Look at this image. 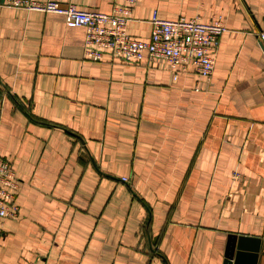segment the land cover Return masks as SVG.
<instances>
[{"label":"crops","instance_id":"obj_1","mask_svg":"<svg viewBox=\"0 0 264 264\" xmlns=\"http://www.w3.org/2000/svg\"><path fill=\"white\" fill-rule=\"evenodd\" d=\"M154 11L222 19L209 80L87 60L84 27L0 0V156L20 210L0 264H223L230 234L264 264V0H136L127 33L146 40Z\"/></svg>","mask_w":264,"mask_h":264},{"label":"built area","instance_id":"obj_2","mask_svg":"<svg viewBox=\"0 0 264 264\" xmlns=\"http://www.w3.org/2000/svg\"><path fill=\"white\" fill-rule=\"evenodd\" d=\"M110 1L112 10L109 13L84 10L73 3L55 0H5V4L30 11L60 14L66 24L84 27V57L87 60L99 61L104 53H108L123 62H139L147 55L149 58L165 59L171 68L193 65L198 74L210 79L215 64L214 52L226 31L220 17L208 23L197 18L169 20L160 18L158 12L154 11L149 20V37L138 40L127 33V23L131 20L136 0ZM258 36L264 42V31L259 32ZM17 187L18 178L10 161L0 156V227L4 220L16 219L20 214L14 201Z\"/></svg>","mask_w":264,"mask_h":264},{"label":"water","instance_id":"obj_3","mask_svg":"<svg viewBox=\"0 0 264 264\" xmlns=\"http://www.w3.org/2000/svg\"><path fill=\"white\" fill-rule=\"evenodd\" d=\"M259 250H247L242 245L240 240L230 234L225 248V259L223 264H257Z\"/></svg>","mask_w":264,"mask_h":264}]
</instances>
